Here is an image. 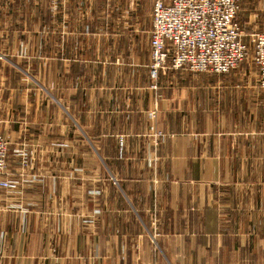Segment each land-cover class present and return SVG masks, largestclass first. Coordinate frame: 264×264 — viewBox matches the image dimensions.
I'll return each mask as SVG.
<instances>
[{
	"label": "crops",
	"instance_id": "obj_1",
	"mask_svg": "<svg viewBox=\"0 0 264 264\" xmlns=\"http://www.w3.org/2000/svg\"><path fill=\"white\" fill-rule=\"evenodd\" d=\"M154 2L0 0V264H264V93L152 89Z\"/></svg>",
	"mask_w": 264,
	"mask_h": 264
},
{
	"label": "built area",
	"instance_id": "obj_2",
	"mask_svg": "<svg viewBox=\"0 0 264 264\" xmlns=\"http://www.w3.org/2000/svg\"><path fill=\"white\" fill-rule=\"evenodd\" d=\"M239 10L240 0H155L150 33L152 89H158V73L168 63L173 69L185 68L193 74L230 73L247 58L249 46L243 38L249 36L258 86L264 93V32L254 30L244 35L237 20ZM156 111L150 113L152 118ZM7 156L8 141L0 117V187L12 192L18 183L4 179Z\"/></svg>",
	"mask_w": 264,
	"mask_h": 264
},
{
	"label": "rangeland",
	"instance_id": "obj_3",
	"mask_svg": "<svg viewBox=\"0 0 264 264\" xmlns=\"http://www.w3.org/2000/svg\"><path fill=\"white\" fill-rule=\"evenodd\" d=\"M238 22H240L239 18H238ZM239 25H240L241 30H242V33L244 35H249L254 30H257V29H254L255 27L253 25V22H251L250 20H249V22H247V24H241V23H239ZM260 29L261 30H264V24H262V27H260ZM261 30H257V31L258 32H264V31H261ZM249 39H250L249 36L243 38V41L245 42V44L247 46H249L248 56H247V58L235 70H233L230 73L225 74V75H215V74L201 73V74H204V75H209V77H202V80H206L207 79L208 81L232 82V83H236V84H239V83H242V82H252V83H256L258 81V78L256 76V67H255V65L253 63V59H252V53H251L252 52V47H250ZM167 67H170L171 68V66H170L169 63H168V66ZM174 70H178V69H174ZM162 71L163 70L159 71V73H158V77H157V80H156V82L158 84H160V82H161L160 77H161V72ZM215 76H219V77H215ZM155 108H158V105L156 107H154V109ZM121 145L122 144H120V146Z\"/></svg>",
	"mask_w": 264,
	"mask_h": 264
}]
</instances>
